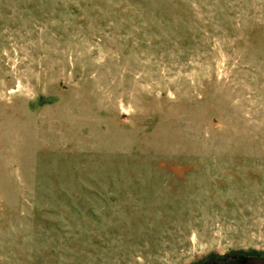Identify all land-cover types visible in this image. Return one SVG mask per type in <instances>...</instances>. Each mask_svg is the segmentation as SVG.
<instances>
[{
	"label": "rangeland",
	"instance_id": "obj_1",
	"mask_svg": "<svg viewBox=\"0 0 264 264\" xmlns=\"http://www.w3.org/2000/svg\"><path fill=\"white\" fill-rule=\"evenodd\" d=\"M264 258V0H0V264Z\"/></svg>",
	"mask_w": 264,
	"mask_h": 264
},
{
	"label": "water",
	"instance_id": "obj_2",
	"mask_svg": "<svg viewBox=\"0 0 264 264\" xmlns=\"http://www.w3.org/2000/svg\"><path fill=\"white\" fill-rule=\"evenodd\" d=\"M245 262L242 264H264V258L262 257H244Z\"/></svg>",
	"mask_w": 264,
	"mask_h": 264
},
{
	"label": "flooded vegetation",
	"instance_id": "obj_3",
	"mask_svg": "<svg viewBox=\"0 0 264 264\" xmlns=\"http://www.w3.org/2000/svg\"><path fill=\"white\" fill-rule=\"evenodd\" d=\"M247 257H257V256H247ZM242 262L244 263L245 262V259L244 258H241L237 261V264H242ZM211 264H217V263H211Z\"/></svg>",
	"mask_w": 264,
	"mask_h": 264
}]
</instances>
